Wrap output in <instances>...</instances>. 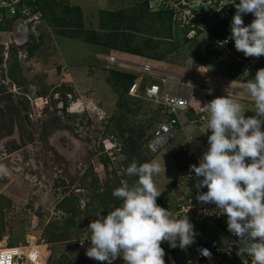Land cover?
I'll return each instance as SVG.
<instances>
[{"label":"rangeland","instance_id":"374dc122","mask_svg":"<svg viewBox=\"0 0 264 264\" xmlns=\"http://www.w3.org/2000/svg\"><path fill=\"white\" fill-rule=\"evenodd\" d=\"M20 2L15 16L0 13V245L40 235L51 244L47 264H107L86 256L90 244L84 238L93 220L90 217H97L95 214L101 209L95 208L102 205L96 202L90 181L97 179L99 190L113 197L112 204L117 201L113 190L121 186L125 172L99 152L110 118L119 111H115L119 94L113 91L108 78L111 70L127 71L118 67L119 62L107 61L116 52L110 46L104 48L76 38L85 39L83 32L85 35L101 33L99 11L109 10L119 25L116 30L122 34L118 44L134 46L150 40L154 48L172 50L166 55L171 67L182 66L187 75L203 78L200 66L209 65L206 63L211 46L208 34L213 37L223 34L221 28L228 24H216L208 18L209 25L203 22L200 25L206 33L197 41L185 43L181 34L176 38L173 33L172 37L165 34V15L151 11L144 0H47L44 9L48 18H60L63 15L60 11L64 13V9L78 6L77 11L67 15L79 33L72 39L62 35L61 28L46 26L40 9L34 12L37 14L30 13V0H26V4ZM49 5L54 8L50 9ZM32 15L36 16V23L30 21ZM202 17L200 22L204 21ZM177 44L181 50L175 48ZM188 51L193 54L186 55ZM186 65L192 68L187 69ZM153 67L161 68V65ZM178 84L177 79L172 81L168 84L169 90L175 92ZM181 92H187L184 84ZM136 99L142 101L143 106L136 109L134 105V111L128 116L136 125V133L140 134L134 135L135 147L147 162L153 157L147 149L150 131L161 120L162 112L158 104ZM191 135L187 137L190 144L194 145L195 152L198 149L201 153L203 145L196 143L199 139L195 134ZM180 142L171 139L153 158L162 168L161 173L154 176L161 194L184 189L177 180L176 161L182 156L178 151ZM165 162L167 168L163 166ZM105 177L110 180L109 188L104 185ZM127 177L128 182L132 176ZM134 182L131 180L130 185ZM62 209L70 211L72 218L62 216ZM197 238L202 239V235ZM172 254L181 264L178 252ZM112 264H124L123 258L118 257Z\"/></svg>","mask_w":264,"mask_h":264},{"label":"clouds","instance_id":"9594fccd","mask_svg":"<svg viewBox=\"0 0 264 264\" xmlns=\"http://www.w3.org/2000/svg\"><path fill=\"white\" fill-rule=\"evenodd\" d=\"M237 1L239 3H236V0L229 2L235 5V11L228 19L220 18L212 7L202 8L206 11L202 14L206 15L207 19L213 20V23L231 24L229 26L231 32L230 35H221L220 38L208 34L212 43L209 46L211 45L212 49L217 48L216 62L221 63L222 67L215 68L212 63H208L210 68L201 65L200 72L204 73V77L200 78L203 83L211 84L222 93L251 98L254 105L252 111L255 115L246 117L241 103L226 95L212 99L204 104L203 108H194L187 100V108L178 110L176 114L174 133L160 143H153L154 130L164 122L165 116L162 112L163 106L152 101L158 104L162 116L150 131L147 149L154 157L161 149L167 147L166 143L175 139L178 128L182 129L183 126L192 122H203L206 113L204 132L211 130V134L207 137L209 145L203 147V153L200 156L198 149L196 148L195 152L194 145H191L187 138L188 140L180 142L181 146L179 144L178 147L182 155L180 160L193 158L192 164L185 169L194 171L198 178L197 189L207 188V191L198 192L196 199L202 204H214L213 214L226 215L228 231L238 238L236 240L237 255L241 257L247 255L251 258V264H264V130H262L264 68L257 67L255 63L248 61L253 57L264 56V0ZM249 13L253 20L245 25L242 15ZM208 22L204 24L209 25ZM199 29L200 32L190 38L177 31L173 32L175 34L173 36L176 38L182 35L189 40L199 39L203 33H206L202 26ZM226 37L228 38L221 43L226 44L229 39L227 47L230 53L216 42ZM175 48L181 50L180 45ZM168 53L166 52V55ZM221 53L226 56L224 62H220L217 58ZM115 57L116 62L124 64V60L118 56ZM107 61L111 63L109 57ZM141 67L148 71L157 70L150 65H141ZM252 70L256 71L255 76L247 74ZM134 80L140 87H144L141 86L138 78ZM150 84H159L162 92L173 93V91H164L165 86L168 85L165 78L159 83L151 82L145 86ZM181 112L184 120L180 119ZM108 136H112L120 148L116 158L124 160L120 139L115 133L105 134L103 141L100 142L103 151L108 156L109 151L115 153V148L108 150L105 148L104 140ZM152 143L156 147L150 149L149 144L152 145ZM177 170L178 180L183 170L178 168ZM161 171V165L156 161L129 164L126 168L127 175L138 177V179L132 185L124 182L122 186L115 188L112 195L120 200L121 204L108 211L106 216H101L99 213L98 218L90 221L87 227L89 232L84 238V240H90V247L85 252L88 258L100 262L106 261L107 264H112V261L118 257L123 258L124 264H168L164 259L165 250L161 247L162 242L166 241L170 247H179L182 250H186L195 243L196 233L187 214L177 215L156 202L158 197L162 199V196L167 193L161 194L162 191L158 190L154 181V176L159 175ZM163 171H165L164 167ZM202 255L209 256L210 253L207 249H203Z\"/></svg>","mask_w":264,"mask_h":264},{"label":"built area","instance_id":"2783aa9c","mask_svg":"<svg viewBox=\"0 0 264 264\" xmlns=\"http://www.w3.org/2000/svg\"><path fill=\"white\" fill-rule=\"evenodd\" d=\"M18 2L19 0H0V10H4L8 16L13 17L17 14ZM146 2L151 11L168 10V12H171L174 25L173 31H177L188 38L193 37L198 32L197 28H200L198 23L200 21V11L203 7H212L214 12L222 19H228L235 11V5L229 3L231 0H146ZM236 3L239 2L236 0ZM22 12L25 13L26 10L23 9ZM227 38L216 40V42L230 53L231 51L227 47L229 39L226 44L221 43ZM225 57L224 53L217 56L220 62H224ZM109 61L114 63L117 58L109 56ZM248 61L255 63L257 67L264 68V56L253 57ZM144 67L148 69L147 66ZM247 74L255 76L256 71L252 70ZM128 94L144 97L163 106L162 112L165 120L154 130L153 143H160L174 133L178 110L187 108V99L184 94L179 90L173 93L162 92L159 84L140 87L134 80L128 88ZM104 141L107 150L115 148V153H119L120 148L116 145V140L112 139V136L106 137ZM153 143L151 148L156 147ZM108 154L112 160L116 158L112 151H109ZM197 179L191 169L183 170L179 174L178 180L184 189L179 192L176 190L167 192L162 196L161 205L158 204L165 209L169 208L177 215L187 214L196 233L195 243L186 250L179 247L172 248L168 242H162L161 245L166 250L164 259L168 264H179L172 254L176 251L178 254L180 253L181 264H233L236 259L242 264H251V258L247 255L243 257L237 255L236 240L238 238L228 231L226 215H215L212 213L215 208L214 204H202L197 201L198 192L207 191L206 187L197 189ZM212 220L219 222L221 227H213ZM200 235H202V239L197 238ZM87 242L90 244V240H87ZM50 245L47 238L40 235L38 237L29 235L28 238L11 245L2 244L0 245V264H47ZM203 249H207L210 255H202Z\"/></svg>","mask_w":264,"mask_h":264},{"label":"trees","instance_id":"16d2710c","mask_svg":"<svg viewBox=\"0 0 264 264\" xmlns=\"http://www.w3.org/2000/svg\"><path fill=\"white\" fill-rule=\"evenodd\" d=\"M19 2L26 4V0H19ZM45 2H47V0H45V1L44 0H35L34 3L30 0V2H29L30 3L29 6L31 9L30 13H34L37 9H40L43 13L42 19L44 20L46 26L51 25L52 27L61 28L62 29L61 30L62 35L70 37L72 39H75L76 38L75 36H77L79 34L77 32L78 30H75V28H73V23L69 22V20L67 19V15L70 13V11H77L78 6H71L67 9H64V11H65L64 13L62 11H60V13L63 15L60 18L56 19L54 17L48 18L45 15V9H44V6L46 5ZM144 3L147 6L146 1ZM49 8L53 9L54 6L49 5ZM158 12H161L163 15H165L164 23L167 24V27L164 28V32L166 31L165 34L172 37L170 34L174 32L173 31L174 25H173L171 12H168V10H159ZM0 13L6 14V12L4 10H0ZM34 14H37V13H34ZM98 16H99L98 29L101 31V33L95 32L92 34L87 33L88 35H85V32H83L84 33L83 35L86 36V38L83 39L82 37H79L76 39L84 40V41H87L89 43L98 44V46H101L104 48H110L111 47V49H114L116 51L125 52L128 54L137 56L138 58H146L149 60H158V61H167L166 52L168 53L171 49L170 50L169 49L160 50V49L154 48V45L151 44L150 40L143 41L141 45L139 44V45H134V46L133 45L130 46L128 44H125L124 46H122V45L118 44L117 40L120 36H122V34H120L118 32V30H116L117 28H119V25H117L115 23V20H114L115 15L113 14V12L109 11V10H100ZM200 16H203L202 18L204 19V21L205 20L208 21V19L206 18V15L200 14ZM31 17H33V15ZM35 18H36V16L34 15L33 19L30 21L35 20L34 22L36 23L38 20ZM25 19L27 21L29 20V18L27 16L25 17ZM242 19H243V22L245 25L250 24L251 20H253L250 13L242 15ZM80 21H81V19H80ZM80 21H79V23H80ZM204 21L203 20L201 22L199 21V27L202 24V22L204 23ZM35 23H33V22L31 23L32 27H34ZM76 26H77V23H76L75 27ZM228 26H231V25L230 24L225 25L223 28H221V29H223V34H215V37L220 38V37L225 36V35H230L231 28H229ZM106 29H109L111 31L105 32V31H107ZM197 31L200 32V29L197 28ZM128 39L129 38H127V36H126L125 37L126 43H128ZM184 40L186 43V41L189 42L192 39L189 40L188 38L187 39L184 38ZM194 40L197 41V38L196 39L194 38ZM210 42H211V40H210ZM210 44L212 45V43H210ZM105 46H110V47H105ZM177 46H178V44H177ZM208 49L211 51L209 52V58H208V61L206 63L214 64L215 68L222 67L221 63L216 62V53L218 51L217 48L212 49V47L210 46V48L208 47ZM191 54H193L191 51L186 52V55H191ZM135 78H136V75L133 73L121 72L118 70H111V75L108 78V81L110 82L111 88L113 89V91H115L119 94V99L116 102V109H115V111H117V109H119V111L112 114V116L110 118V122H109V129L107 130V133H115L117 135L118 139H120L119 141H120L121 146H122V154L124 155L125 158H124V160H120V158H116L114 163H115L116 168L123 169L125 172H126V168L129 166L131 161H134L137 164L144 162L139 150L135 147V143L137 141V138L134 135L139 136L140 134L136 133V125L134 124V121L129 120L130 117L128 116L129 113L134 111V108H133L134 105H137L136 109H141V107L143 106L142 101H140V100H138L132 96H129L128 92H127L130 84L133 82V80ZM140 84H141V86H145L144 83H140ZM127 119H128V121H127ZM100 145H101V143H100ZM178 151H180V149ZM99 154H102L101 155L102 157H106V158L110 157L107 155V153H105L103 151L102 145L100 147ZM116 154L117 153H115V155ZM116 157H117V155H116ZM149 161L150 160H148L147 162H149ZM192 162H193V158L191 160H189V159L178 160L176 162V167L179 170H184L187 166L191 165ZM125 172L122 173V180H121L122 182L120 184L121 186L124 182H127V180L129 179V177H127ZM137 178L138 177L132 176L131 180L136 181ZM104 179H105V181H104L105 187L107 186L109 188L110 180H107L108 178H106V177ZM131 180H129L127 182L129 185L131 183ZM116 181L118 182L117 178H116ZM117 184L118 183H116V186H117ZM173 184L175 185V182H173ZM90 185H91L90 186L91 189L95 192L94 196H95L96 202L102 203V205L100 204L101 206H96V208H95V209H101V211H99L98 213L95 214L96 216L99 213L101 216H106L108 211L112 210L114 207H117L121 204V201L118 200L116 197H114V198H115V200L117 199V201L112 203V204L110 203L111 200L113 199V197H107L106 195H104L103 189L99 190L100 187L98 186L96 178H93L90 181ZM113 185L115 186V184H113ZM117 187H119V186H117ZM64 201H65V199H64ZM156 202H157V204L161 205L160 197L157 198ZM66 210L62 209L61 215L62 216H64V215L69 216V219H71L73 216L72 213L70 211L68 213ZM69 210H72V207ZM90 218L96 219L98 217L91 216ZM212 222H213V227L214 226H215V228L221 227L219 222H217L216 220H212ZM70 224H72L71 220H70ZM52 236L53 235L49 234V237H51V239H53ZM161 247L164 248L162 245H161ZM164 250H165V248H164ZM165 252H166V250H165ZM233 264H242V263L234 262Z\"/></svg>","mask_w":264,"mask_h":264},{"label":"crops","instance_id":"0c3cea01","mask_svg":"<svg viewBox=\"0 0 264 264\" xmlns=\"http://www.w3.org/2000/svg\"><path fill=\"white\" fill-rule=\"evenodd\" d=\"M112 55L118 56L121 60H124L125 63L124 64L120 63L118 65L119 68H123L127 72L130 71V73L135 74L136 78H138L140 83H144L145 85L151 82L159 83V81H162L163 78L167 79L168 84H170L172 81L177 79L179 83L177 86V90L180 89L181 92L182 84L185 85V87L187 88V92L183 94L188 100V103L194 108L202 107L204 104L208 103L212 99L226 95L229 98L237 99L241 103L242 107L245 109L244 115L246 117L255 115V113L252 111L254 105L251 101V98L242 95H234V94L231 95L229 93H222L216 87L203 83L201 78L198 79L195 76H189V74L187 75L184 72L186 70L183 69L182 66L171 67L167 61L138 58L137 56L124 53L121 51L119 52L116 51ZM157 64L161 65V68H156L157 69L156 71H148L141 67V65L156 66ZM186 66L187 69L192 68L191 66L190 67L188 65ZM207 67L210 68L209 65H207ZM164 91H171L169 90L168 85L165 86ZM183 117L184 115L181 112L180 119L184 120ZM206 120H207V116L205 113V120L203 122H192L186 126H183L182 129L178 128L179 131L177 132L174 140L175 141L180 140L182 143L188 140L187 137H189L193 132L195 134V137L199 139L196 143L203 145V147H207L209 145L207 137L208 135L211 134V130H207L206 132H204ZM262 126H264V124H262ZM189 129L191 130L190 134H189ZM194 134H192L191 136H193ZM170 148L171 146H169V150ZM202 153L203 151L201 153L198 152L200 156L202 155ZM153 158L151 159V161H153ZM163 166L167 168L168 164L165 162ZM167 178L169 177L167 176Z\"/></svg>","mask_w":264,"mask_h":264}]
</instances>
